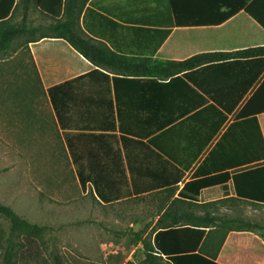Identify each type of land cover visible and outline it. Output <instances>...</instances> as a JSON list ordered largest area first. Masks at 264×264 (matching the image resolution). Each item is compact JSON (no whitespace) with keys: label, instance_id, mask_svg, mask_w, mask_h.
I'll return each mask as SVG.
<instances>
[{"label":"trees","instance_id":"obj_1","mask_svg":"<svg viewBox=\"0 0 264 264\" xmlns=\"http://www.w3.org/2000/svg\"><path fill=\"white\" fill-rule=\"evenodd\" d=\"M88 1L35 0L39 10L52 19V23L46 26H27L26 18L21 26H11L6 21L0 22V54L4 57L15 53L13 45L23 37L28 39V43L42 39H61L98 67L90 74L48 90H44L39 73H35L39 90L47 96L58 129L62 130L64 150L72 161L82 190L85 192L89 190L93 196L95 193L97 197L94 198L105 204L132 196L128 190L122 161L109 163L106 160L101 162L92 160L96 159L93 156L99 153L106 155V147L92 149V140L96 142L108 137L104 134L72 132L76 128L74 123L70 124L69 114L77 105V86L84 80L90 81L99 76L104 84L101 91L108 93L109 97L90 100L88 103L94 104L104 115L107 114L103 121L107 126L99 128L119 132L125 147L127 141L135 142L128 137L138 139L136 142L146 148L150 160L163 159V156L171 161L176 160V157L166 152L164 144L181 142L185 147L184 157L192 156V159L188 164H181V169L174 166L175 169L169 171L170 174L177 172L178 182L184 179L186 171L191 169L225 127L229 118L239 110L235 120L229 124L209 156L203 161L201 168H206L214 160L217 161L222 153L229 167L239 163L243 166L254 164L253 169L234 176L233 181L238 182L242 179L245 186H249L254 179L260 185V192H243V195L254 197L253 201L264 204V137L257 118L264 113V46L231 52L202 53L182 61L162 62L150 57L122 55L108 46L107 49H103L94 43V39L87 33L89 39L83 36L84 30H87L99 37L110 39L103 34L106 32L90 27L88 16L93 12L100 20H106L109 24L101 27V31L113 34H118L121 30L144 33L139 35L141 44L145 46L140 55L146 53L153 57L174 28L219 26L244 12L264 30V0H165V4L147 7L143 19L127 23L112 20L88 8L82 28L80 16ZM110 13L114 15L109 11ZM111 43L114 45L112 40ZM101 70L114 76L111 78ZM126 84H142L145 91L156 86L165 99L158 100L157 105L150 99L142 101L124 99L121 92ZM33 91H37V88L29 92ZM169 107L178 108L179 112L176 115H167ZM81 138L88 141L86 143L88 147H79ZM126 155L127 168L131 176L137 169L148 173L154 171L153 163L137 167L131 163L129 155ZM201 172L202 169L201 171L199 169L197 176ZM231 178L229 172H224L190 181L185 184L179 200L183 203L191 201L190 204H196L202 190L218 185H223L226 190V184ZM133 187L136 188L134 181ZM155 187V184H151L141 189V192L153 191ZM238 195L240 197L242 192L239 191ZM177 202L179 201H174L172 205H176ZM0 216L9 223L4 264L34 260L35 252L27 251L43 237L47 228L31 223L2 203ZM161 220H172L174 225L189 220L190 226L157 229L158 231H153L156 232L153 241H151L153 233L145 237L147 230L136 234V244L142 245L144 259L128 261L125 264H216L214 260L229 233L261 229L257 223L217 216L210 212L203 216L189 214L178 217L169 210L163 214ZM207 229L211 230L208 232ZM212 238L219 242L214 252L206 250V242ZM53 257L54 264H66L58 253H54Z\"/></svg>","mask_w":264,"mask_h":264},{"label":"crops","instance_id":"obj_2","mask_svg":"<svg viewBox=\"0 0 264 264\" xmlns=\"http://www.w3.org/2000/svg\"><path fill=\"white\" fill-rule=\"evenodd\" d=\"M164 1L165 0H89L80 16V26L83 28V20L88 8L92 9L94 12L108 16L112 20L127 23L132 22L133 20L143 19L142 17L145 15L144 11L147 9V7L158 5L159 3L165 4ZM109 11L114 13V15H111V13L109 14ZM238 15L219 26L174 28L172 29L171 35L153 57H151V55H146V53L145 55H140V51L145 49V46L141 44L142 40L141 36L139 35H144V33L141 34L140 32H128L121 30L120 33L113 34L105 30L101 31V27L109 24L106 20H100V18H98V16L93 12L88 16L90 27L94 28V30L98 29L100 32H106L103 34L108 36L110 39H105L103 36L99 37V35H94L93 33H89L87 30L83 29L85 32L84 33L82 32V28H80V32H82V34L84 33L83 36L89 39V37L86 35L87 33L94 39V43L100 45L103 49H107L106 46H108L112 50L117 51L122 55L135 57L144 56L147 58L150 57L154 60L162 62L182 61L202 53L231 52L264 46V30L247 14L246 15L249 18L246 19L243 24L248 28H246V30L243 29L244 32L241 31V35L249 38V41L251 42L250 44L235 47H220L217 45H212V40H215L216 38H219V40L222 39V33L213 35L211 30H220L225 28L226 26L230 25L234 18H236ZM25 18L26 25L30 27L46 26L52 23V19L42 13L36 6L35 0H0V22L6 21L11 26H21ZM248 30H250L251 33H249L250 31ZM192 31L196 32L191 33ZM254 34H256L255 37ZM111 40L114 45L111 43ZM27 41L28 39L24 37L16 41L13 45V49L15 51L13 54L14 56H18L20 53H26L25 61L28 60L26 62L27 64L31 61L35 65V68L38 70L42 85L44 86V90H48L49 88L56 85L64 84L81 76H85L98 69L96 65L83 57L64 40L42 39L40 41L30 43ZM18 64L21 67L28 66L27 64H24L23 59L18 60ZM101 71L110 75L111 78L114 76V74L107 71ZM27 82L28 81H26V83ZM126 85L127 86H125L121 92L124 99H138L141 101L150 99L154 101L155 105H157L156 103L158 100L160 101L161 98L162 100L164 98L162 97L163 93L161 90H159V88H156V86L155 88H152V90L145 91L142 84ZM103 86L104 84L99 76H95L90 81L84 80L78 84L76 90L77 105L75 109L69 114L70 124L71 122L74 123L76 128L75 130H72V132L94 135L104 134L108 137L96 142L95 140H92V144L90 142L92 149H102L101 147H106V155L99 153L93 156V158L95 157L96 159L92 160H98L100 162L106 160V162L109 163H117L122 161L125 166L128 190L132 193V196L124 197L110 204H105L97 200L98 202L104 205H113L124 201L139 200L141 202H146V200H152V203L143 207L145 212L149 215L155 213L143 224L142 229L147 230L145 237L151 235L153 231L165 227L184 228L190 226L189 220L180 221L179 224L175 225L172 220L162 221L161 217L169 210H172L179 217L181 215L189 214L203 216L209 212L217 216L227 213L244 212V205L247 206V209L264 208L263 203L253 201L255 200L253 199L254 197H250L245 194L243 195V192L259 193V189H261L259 183L253 179L249 186H245L242 179L238 180V182L233 181L234 176H239V174L243 173L244 171L253 169L255 167L254 164L243 166L242 163H239L229 167L228 162L222 153V156H220L217 161L214 160L213 162H210L206 168H201L203 161L207 156H209L212 149L222 134L226 131L229 124L235 120L239 110H237L236 113L229 118L225 127L219 132L214 141L202 153L191 169L186 171L184 179L178 182L177 172H175V174H170L169 171H173L172 169H175L174 166L181 169V164H188L192 159V156L187 158L184 157L185 147L181 142H173L172 144L166 145L164 144V146H166L164 147L166 152L176 157V160L172 159L171 161L165 156H163V159L150 160L147 157L146 148L136 142L138 139L128 137L132 140H135V142L127 141L125 147L119 132L107 131L108 129L99 128V126H107V124H103L105 115L107 117V114L104 115V113L94 104L90 105L88 103L90 100L108 99L109 94L101 91V87ZM178 112V108L169 107V110H167L166 114L176 115ZM51 117L56 123L53 110ZM257 118L264 137V113L260 114ZM139 129L140 128H137V130ZM59 132L61 133L62 137V130ZM86 143H88V141L85 138H81L79 140V147H88ZM126 154L129 155L131 163L136 164L137 167H140L142 164L153 163L154 171L148 173L146 171H140L137 169L134 175L131 176L127 168L128 159ZM199 169L200 171L202 169V172L197 176ZM224 172H229L232 176L231 180L226 184V190L223 185L206 188L200 192L199 197L196 199V204H190L191 201H184L187 203H183L179 200V195L186 183L195 179H204L218 174H223ZM133 181L136 183V188L133 187ZM151 184L156 185L153 191L144 193L141 192V189H144ZM125 190L126 189L124 188L123 191L125 192ZM239 191L242 192L240 197L238 195ZM86 192H89V190ZM94 196H96L95 193ZM174 201L179 202L173 206L172 203ZM236 204L242 205L237 207ZM210 230L211 229H207L208 232ZM155 234L156 232L153 233L151 241H153ZM218 244V240L212 238L206 242V250L214 252L217 250ZM214 262L216 264H264V239L259 237L257 233L251 231L231 232L225 239Z\"/></svg>","mask_w":264,"mask_h":264},{"label":"rangeland","instance_id":"obj_3","mask_svg":"<svg viewBox=\"0 0 264 264\" xmlns=\"http://www.w3.org/2000/svg\"><path fill=\"white\" fill-rule=\"evenodd\" d=\"M248 18L241 13L225 28L211 30L213 35L222 33V39L212 40V45L250 44L249 38L241 35L248 28L243 24ZM23 54H0V203L47 230L27 251L35 252L34 260L19 264H54V253L66 264L141 261L142 245L136 244V234L155 214L149 215L143 208L152 200L104 205L82 190L51 117L50 102L39 90L38 70L33 62L26 63ZM22 59L28 66H19ZM35 87L37 91L29 92ZM244 206V212L220 216L259 224L261 229L251 232L264 239V208ZM8 237L9 223L0 216V264H4Z\"/></svg>","mask_w":264,"mask_h":264}]
</instances>
